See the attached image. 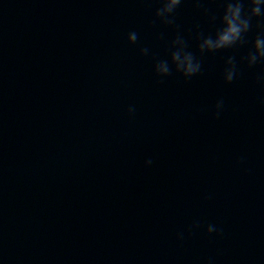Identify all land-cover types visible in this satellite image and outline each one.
<instances>
[{"label": "water", "instance_id": "1", "mask_svg": "<svg viewBox=\"0 0 264 264\" xmlns=\"http://www.w3.org/2000/svg\"><path fill=\"white\" fill-rule=\"evenodd\" d=\"M229 2L0 0V264H264V0L200 50Z\"/></svg>", "mask_w": 264, "mask_h": 264}, {"label": "clouds", "instance_id": "2", "mask_svg": "<svg viewBox=\"0 0 264 264\" xmlns=\"http://www.w3.org/2000/svg\"><path fill=\"white\" fill-rule=\"evenodd\" d=\"M181 0H164L163 7L157 11V16L167 17L168 14L172 13L175 8L180 4ZM252 5L250 15L247 17L242 16L243 3L241 0H235V2H229L226 6L225 13L223 15V23L225 25L216 35L215 39L208 37L203 40L200 44V50L215 51L222 48L230 47L241 41L242 34L247 32L250 27L251 18L254 16L261 15V3L262 0H251ZM171 23V21H167ZM130 42H135L137 35L131 33L128 37ZM175 44L181 45V49L173 52L172 61L175 63L178 71H182L185 76H192L200 70V64L195 62V58L191 53L183 52V41L177 39ZM255 54L249 55V64H254L258 57H264V39L257 38L255 40ZM146 51V50H145ZM229 64L232 63L231 58L228 61ZM156 71L161 75H166L169 73L170 69L167 62H161L156 66ZM234 77V66L233 68L226 70L225 80L231 82ZM222 107V101L217 104V108ZM129 111H134V109H129ZM151 163V161H148ZM207 231L212 233L216 231V228L212 225L208 226Z\"/></svg>", "mask_w": 264, "mask_h": 264}]
</instances>
